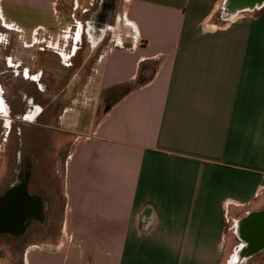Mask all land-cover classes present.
Here are the masks:
<instances>
[{"label":"crops","instance_id":"0c3cea01","mask_svg":"<svg viewBox=\"0 0 264 264\" xmlns=\"http://www.w3.org/2000/svg\"><path fill=\"white\" fill-rule=\"evenodd\" d=\"M65 1L0 0V198L20 167L40 207L20 231L1 216L0 264L246 256L239 222L264 209V1L226 19V0H124L114 21L132 39L101 51L83 80L64 62L82 36L60 39ZM71 1L86 11L94 0ZM12 6L54 13L57 33L39 23L28 34ZM96 96L106 106L95 118Z\"/></svg>","mask_w":264,"mask_h":264},{"label":"rangeland","instance_id":"374dc122","mask_svg":"<svg viewBox=\"0 0 264 264\" xmlns=\"http://www.w3.org/2000/svg\"><path fill=\"white\" fill-rule=\"evenodd\" d=\"M103 0H94L92 5L87 6V10L84 11L83 7L80 5L79 7L77 6V9L74 10L73 8V3L71 0L65 1L64 4L60 5V9H58V12L61 15V12L64 13V22L65 25H61L63 28L60 31V39L63 40L61 35H65V39H67V34L72 33L73 31H79L82 32L81 40H79L76 44V56L73 58L67 59L65 64H71V62L75 64L76 69L80 67L79 73H77L78 79L83 80L84 78L87 77L88 74H90V68L92 66L95 67L100 56L99 53L101 51H104L107 49L109 46L114 45L120 38H124L129 41V39H132L134 32L128 28L127 26H123L122 22L117 23V21H114V18H117L118 15L122 14L123 11V4L124 0H106L105 5L103 8L101 7V3ZM11 8V13L7 14L9 15L10 20H13L19 24V26H23L27 33H31L30 29L32 28L33 25L36 24H43L49 26V28H52L51 34L52 36H55L57 33L56 31L59 28V22L56 17V15L52 12L48 14H42L40 11H35L33 9H21V8H15V6L10 7ZM222 11L220 12H225V8L223 9V6H221ZM102 12V14H106V16L103 15L105 18H94L95 14L98 12ZM74 14L75 17H77V20L83 21L82 23H76L75 27L71 29L72 24L74 21H71V15ZM59 15V17H60ZM62 16V15H61ZM98 17V16H97ZM1 18V17H0ZM98 21V24L96 23ZM102 22V23H101ZM112 25L110 28L107 25ZM15 27L17 26L16 24H13ZM106 25V26H105ZM91 26L93 27V33H89V30L91 29ZM11 29V28H10ZM18 30H21L17 26ZM35 31H37L39 38H43L44 31L41 29L40 26H38ZM25 32V31H23ZM23 32L19 33L22 34ZM2 33V30H1ZM32 36V34H31ZM77 37V35H76ZM92 38L96 39L94 41ZM32 39V38H31ZM49 45V41L47 42L46 46L44 48H48L47 46ZM36 56V51L33 52ZM66 53H68L66 51ZM44 55L51 57V53H45ZM34 55H30L28 52V58H23L22 60L25 61H30L33 58ZM17 58V57H16ZM68 58V56H67ZM53 62L51 65H47L48 67H51L53 71L58 70V63L57 61L55 62L56 56H53ZM38 65L43 67L44 62L42 61V55L40 54L38 59ZM16 62H13L15 64ZM94 73V71L92 72ZM68 74V73H67ZM66 74V75H67ZM95 74V73H94ZM93 74V79L95 78ZM99 97L93 98V102H91V108H92V115H95V118L100 115V112L104 110L105 104L100 102ZM34 129V128H33ZM32 130V127H24V131L26 132L24 139L30 135V132ZM67 139V138H65ZM70 142V140H68ZM25 150L27 148V151L29 150V147L27 145H24ZM18 161L13 159L14 165ZM16 166V165H15ZM6 170V169H5ZM229 225V223H228ZM238 239V238H237ZM230 247V244L228 245ZM227 246V247H228ZM231 251V249L227 250ZM228 255V254H227ZM234 256V255H233ZM232 256V257H233ZM231 257V259H232ZM226 261L225 264H264V254H260L255 256L254 258L247 257V256H241L238 260V255L235 254L232 260Z\"/></svg>","mask_w":264,"mask_h":264},{"label":"water","instance_id":"95a60500","mask_svg":"<svg viewBox=\"0 0 264 264\" xmlns=\"http://www.w3.org/2000/svg\"><path fill=\"white\" fill-rule=\"evenodd\" d=\"M263 1L264 0H226L224 6L225 18L229 19L242 9L251 10L257 5L260 6ZM17 189H19V187ZM23 189L24 190L18 192L16 190L13 196L12 194H7L0 199V220L2 218L1 216L8 220H12L13 225L15 224L14 226H16L15 229H19V231L24 227L28 218L40 208L37 206V199L28 193L26 186H24ZM15 196L16 199L13 200ZM239 224L241 225L240 237L246 240L250 245L249 251H246V256L250 257L256 252L264 251V209L249 213L246 217L241 219Z\"/></svg>","mask_w":264,"mask_h":264},{"label":"flooded vegetation","instance_id":"af4514ba","mask_svg":"<svg viewBox=\"0 0 264 264\" xmlns=\"http://www.w3.org/2000/svg\"><path fill=\"white\" fill-rule=\"evenodd\" d=\"M103 15L106 16V14H102V12L99 11L97 14H95V17L94 18H100L101 19V18H104ZM72 20L75 23V19H73V17L71 16V21ZM74 23L72 24L73 26H71V29L75 26ZM96 23L98 24V21H96ZM92 31H93V27L91 26V29L89 30V33H93ZM92 39L94 41H96V39H94V38H92ZM16 70L18 71L19 74L25 75L23 77H25L27 79H32L33 80L35 78L34 77V74L35 73H33L31 71V68H25L24 66H21L20 64H18L15 67H13V71H16ZM24 176H25V170H22V169H20V167H17V171L15 173V180L16 181H15L14 185H12L9 189H7L4 193H2L1 197H3V195L6 196L7 194H12V196H13V194H15L16 190H17V192L18 191H21L20 188L23 187V185H24L23 182H25L24 181L25 180V177ZM18 187H19V189H17ZM15 199H16V196L13 198V200H15Z\"/></svg>","mask_w":264,"mask_h":264},{"label":"bare ground","instance_id":"6f19581e","mask_svg":"<svg viewBox=\"0 0 264 264\" xmlns=\"http://www.w3.org/2000/svg\"><path fill=\"white\" fill-rule=\"evenodd\" d=\"M238 254H240V255H238L239 258H240V256H243V251H242V249L238 252Z\"/></svg>","mask_w":264,"mask_h":264},{"label":"built area","instance_id":"2783aa9c","mask_svg":"<svg viewBox=\"0 0 264 264\" xmlns=\"http://www.w3.org/2000/svg\"><path fill=\"white\" fill-rule=\"evenodd\" d=\"M2 148V145L0 144V149Z\"/></svg>","mask_w":264,"mask_h":264}]
</instances>
